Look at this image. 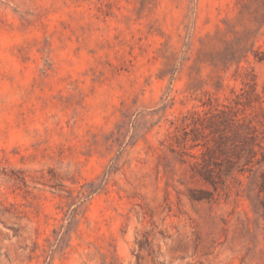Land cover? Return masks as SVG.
<instances>
[{
    "label": "rangeland",
    "instance_id": "rangeland-1",
    "mask_svg": "<svg viewBox=\"0 0 264 264\" xmlns=\"http://www.w3.org/2000/svg\"><path fill=\"white\" fill-rule=\"evenodd\" d=\"M0 264H264V0H0Z\"/></svg>",
    "mask_w": 264,
    "mask_h": 264
}]
</instances>
